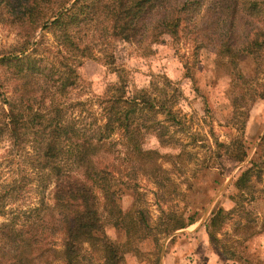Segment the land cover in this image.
<instances>
[{"label":"rangeland","instance_id":"1","mask_svg":"<svg viewBox=\"0 0 264 264\" xmlns=\"http://www.w3.org/2000/svg\"><path fill=\"white\" fill-rule=\"evenodd\" d=\"M33 1L34 8L38 7L36 12L42 15L44 5L51 3L50 9L54 10L53 2L62 0ZM199 1L186 9L180 6L182 0L167 2L166 12L178 16L179 26L175 37L164 35L159 43H151L146 31L131 43L111 40L106 34L84 38L93 53H113L115 65L127 70L131 86L145 88L175 112L176 121L164 123L167 127L161 139L177 145L178 158L170 156L173 149L158 145L155 137L149 135H138V139L144 149L156 152L138 155L120 130L92 144L90 155L96 165L115 183L129 187L121 206L128 210V219L136 223L130 239H126L121 228L108 225L102 195L95 190L105 237L117 248L114 264H264V235L260 232L264 229V168L251 177L249 187L236 204L230 198L234 189L229 186L238 168L255 156L259 142L258 153L264 160V5L247 16L239 3V16L230 29L223 12L205 7L206 0L196 7ZM4 2L0 0L1 54L22 39L21 29L7 20ZM72 2H67L65 8ZM60 10L64 9L57 12ZM57 12L44 25L48 26ZM158 17L150 16L145 26H151ZM42 27L36 29L31 43L42 33L44 46L54 50L61 38L52 29ZM250 38L260 44L252 53L247 48ZM225 40L228 50L223 48ZM82 72L81 87L78 84L69 98L67 118L74 119L78 127L89 128L101 121L98 94L115 83L116 76L93 60L83 61ZM76 101L79 103L74 105ZM237 139L245 143L247 155L242 163L234 165L218 155L225 145ZM215 163L221 164V173H217ZM154 165L161 169H152ZM19 170L26 173L28 180V165L20 155L10 154L0 141V182L19 177ZM40 199L49 206L42 212L45 220L52 205L50 187L39 192L33 182L27 181L7 207L19 215ZM217 206L226 211L224 224L214 240H209L204 223ZM168 215H183L184 221L193 215L195 221L164 234L161 229ZM249 234L252 235L247 238ZM59 240V234L46 237L56 247ZM109 257L101 243L85 242L76 264H108ZM50 259L45 260L60 264L59 260Z\"/></svg>","mask_w":264,"mask_h":264},{"label":"trees","instance_id":"2","mask_svg":"<svg viewBox=\"0 0 264 264\" xmlns=\"http://www.w3.org/2000/svg\"><path fill=\"white\" fill-rule=\"evenodd\" d=\"M10 1L4 2L7 20L21 29L22 39L10 51L0 53V141L10 154L21 156L22 162L28 165L29 177L27 180L26 173L19 170V177L0 182V264H46L47 258L59 260L60 264H76L85 242L101 243L110 254L108 264H114L117 248L105 237L95 192L102 195L107 224L121 228L126 239H130L136 223L128 219V210L121 206L129 187L115 183L96 165L90 155L92 144L120 130L138 155L156 152L144 149L138 139V135H149L155 137L158 145L173 149L170 156L178 158L177 145L161 139L167 127L164 123L176 121L175 112L145 88L131 86L127 70L115 65L113 53L109 51L105 56L93 53L84 38L93 34L100 38L106 34L111 40L131 43L146 31L151 43H159L164 35H177L179 18L166 12L169 0H73L67 8L64 5L70 0H62L58 4L53 2L54 10L50 9L51 3L44 5L42 15L36 12L38 7L34 8L33 0ZM195 1L182 0L180 6L193 8ZM204 1L200 0L196 7ZM239 3L247 16H252L262 8L264 0H206L204 6L223 12L231 29L239 16L236 9ZM61 7L64 10L57 12ZM56 12L50 24L44 25ZM154 14L159 17L146 27L147 19ZM41 26V29H52L61 38L54 50L44 46L42 33L31 43L33 34ZM259 45L255 38L247 39L249 53ZM223 48L229 49L226 40ZM84 60L97 61L116 76L115 83L98 94L101 121L89 128L78 127L74 119L67 118L71 93L77 90L78 84L81 87ZM156 115L161 119L155 118ZM244 144L237 139L225 145L218 156L223 161L228 158L234 165L240 164L247 155ZM260 146L259 142L255 156L246 160L229 181L234 189L230 198L235 204L244 196L251 177L259 175L264 168V160L258 153ZM210 164L206 166L212 168ZM215 164L217 173H221V164ZM152 169L161 168L154 165ZM27 181L33 182L39 192L50 187L52 205L45 220L42 212L49 206L43 199L18 212L19 215L12 214L13 210L7 207ZM225 214L224 207L220 206L209 213L204 223L209 240H214L223 226ZM183 218V215L166 216L161 231L168 234L195 221L193 215L187 216L186 221ZM260 232L264 235V229ZM55 234L60 235L59 247L46 241L47 236Z\"/></svg>","mask_w":264,"mask_h":264},{"label":"water","instance_id":"3","mask_svg":"<svg viewBox=\"0 0 264 264\" xmlns=\"http://www.w3.org/2000/svg\"><path fill=\"white\" fill-rule=\"evenodd\" d=\"M62 10H60L59 12H61Z\"/></svg>","mask_w":264,"mask_h":264}]
</instances>
